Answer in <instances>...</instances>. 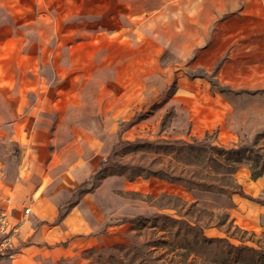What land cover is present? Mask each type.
<instances>
[{"label": "rangeland", "instance_id": "374dc122", "mask_svg": "<svg viewBox=\"0 0 264 264\" xmlns=\"http://www.w3.org/2000/svg\"><path fill=\"white\" fill-rule=\"evenodd\" d=\"M184 11L185 0H0V83L15 84L11 90L0 87V98L10 91L27 96L36 110L50 114L63 107V98L57 97H63L66 89L72 92L65 96L77 105L80 90L86 89L88 95L87 87L97 86L92 78L103 84L105 69H112L106 79L114 87L104 85L99 90L103 112L98 122L108 132L97 138L98 160L113 145L118 151L135 142L222 147L232 153L219 160L229 163L240 158L235 180L246 195L260 202L199 191L178 195L161 180L128 182L114 177L57 226L40 224L52 221L47 217L29 226L0 208V253L23 244L26 236L32 244L46 246L0 256V264H95L87 249L126 243L128 225L104 226L106 221L153 215L157 210L143 196L160 193L177 195L212 212L201 219L206 236L264 249V171L250 179L252 168L264 169V118L258 115L251 120L247 104H242L243 128L234 126L232 119L223 126L205 118L200 104L179 101L182 78L200 80L210 85L211 92L221 90L216 83L220 64L208 69L195 64L198 51L210 43L217 26L186 24ZM256 107L263 110L264 101ZM210 151L215 156V149ZM89 232L93 235L76 236L65 249L51 246ZM203 261L202 255L192 253L183 264H206ZM180 263L179 256L173 257L172 264Z\"/></svg>", "mask_w": 264, "mask_h": 264}, {"label": "crops", "instance_id": "0c3cea01", "mask_svg": "<svg viewBox=\"0 0 264 264\" xmlns=\"http://www.w3.org/2000/svg\"><path fill=\"white\" fill-rule=\"evenodd\" d=\"M184 17L186 24H216L210 43L198 51L195 64L208 69L219 63L216 83L221 90L211 92L210 85L200 80L182 78L178 83L179 101L200 104L199 112L205 118L222 122L223 126L232 119L234 126L243 128L242 104H247L248 113L253 116L251 120H256L258 115L264 118V109L256 107L258 101H264V0H185ZM111 70L105 69L103 84L92 78L97 86L92 90L87 87L88 95L86 89L80 90L77 105L65 96L72 92L66 89L63 97H57L58 100L63 98V107H55L50 114L36 110L38 106L27 96L10 91L0 98V208L16 220L25 219L32 226L41 217H47L53 218L52 221L40 224L57 226L80 208L84 199L94 195L105 180L116 177L103 180L93 193L85 195L60 222L53 224L60 206L72 199L73 189L117 148L113 145L108 154L98 160L97 138L108 132L98 122V114L103 112L98 104L99 90L104 85L114 87L106 79ZM8 85L0 83V87L14 89L15 84ZM197 86L201 87L200 91ZM105 116L111 124L109 113L105 112ZM81 136L88 140H82ZM116 137L119 144L118 133ZM163 183L169 192L178 195L187 192L177 185ZM24 209H28L26 214ZM113 227L116 226L108 228ZM91 235L93 232L73 235L51 246L65 249L67 246L55 245ZM40 246L46 247L32 244L26 236L23 244L12 249H17L15 255H18L20 251Z\"/></svg>", "mask_w": 264, "mask_h": 264}, {"label": "trees", "instance_id": "16d2710c", "mask_svg": "<svg viewBox=\"0 0 264 264\" xmlns=\"http://www.w3.org/2000/svg\"><path fill=\"white\" fill-rule=\"evenodd\" d=\"M211 149H215V156L210 153ZM227 153L232 151L193 144L127 143L120 150H113L83 183L73 189L72 199L60 206L53 224L60 222L85 195L93 193L103 180L113 176L123 177L128 182L157 179L187 192H208L229 199L237 195L259 203V200L246 195L235 180L240 158L229 163L219 160ZM263 171L252 168L250 179L260 177ZM143 198L157 212L149 217L106 221L104 226L112 223L128 225L126 243L87 249L86 253L94 255L95 264H172L175 256H179L180 264H183L192 253L202 255L206 264H264V249L235 245L226 237L206 236L201 219L203 215H212V212L177 195L160 193L157 197L145 195ZM57 245L66 247V243ZM16 253L17 249H6L0 256L11 257Z\"/></svg>", "mask_w": 264, "mask_h": 264}, {"label": "built area", "instance_id": "2783aa9c", "mask_svg": "<svg viewBox=\"0 0 264 264\" xmlns=\"http://www.w3.org/2000/svg\"><path fill=\"white\" fill-rule=\"evenodd\" d=\"M25 212L27 213L28 212V209H25Z\"/></svg>", "mask_w": 264, "mask_h": 264}]
</instances>
